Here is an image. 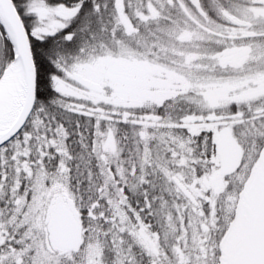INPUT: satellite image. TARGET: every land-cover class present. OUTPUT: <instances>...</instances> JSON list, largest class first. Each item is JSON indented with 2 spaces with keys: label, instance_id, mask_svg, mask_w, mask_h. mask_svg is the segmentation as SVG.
I'll use <instances>...</instances> for the list:
<instances>
[{
  "label": "snow or ice",
  "instance_id": "snow-or-ice-1",
  "mask_svg": "<svg viewBox=\"0 0 264 264\" xmlns=\"http://www.w3.org/2000/svg\"><path fill=\"white\" fill-rule=\"evenodd\" d=\"M0 264H264V0H0Z\"/></svg>",
  "mask_w": 264,
  "mask_h": 264
}]
</instances>
